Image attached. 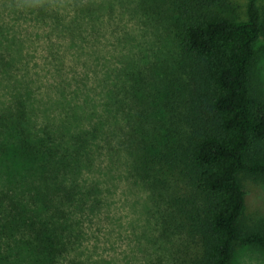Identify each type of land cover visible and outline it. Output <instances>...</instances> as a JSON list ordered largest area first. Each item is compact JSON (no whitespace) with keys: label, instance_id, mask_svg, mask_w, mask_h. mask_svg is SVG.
<instances>
[{"label":"trees","instance_id":"obj_1","mask_svg":"<svg viewBox=\"0 0 264 264\" xmlns=\"http://www.w3.org/2000/svg\"><path fill=\"white\" fill-rule=\"evenodd\" d=\"M61 1L0 5L57 30ZM158 1L169 44L113 73L101 115L86 104L56 127L38 124L28 87L1 109L0 264H86L83 226L102 197L82 175L98 154L124 156L147 190L162 250L154 264H231L237 245L264 251V219L248 222L243 187L245 175L264 182V99L253 82L261 0H247L246 21L219 12L230 0ZM136 4L153 19L148 0ZM81 5L80 16L94 14V3ZM13 60L0 56V78Z\"/></svg>","mask_w":264,"mask_h":264},{"label":"rangeland","instance_id":"obj_2","mask_svg":"<svg viewBox=\"0 0 264 264\" xmlns=\"http://www.w3.org/2000/svg\"><path fill=\"white\" fill-rule=\"evenodd\" d=\"M87 2L94 3L95 8L85 19L77 7ZM136 2L62 0V26L57 30L47 20L20 17L0 5V56L14 59L12 70L0 78V111L16 91L28 87L38 124L56 127L73 112L83 113L86 104L101 115L103 96L117 83L109 79L113 73L145 48L156 50L169 44L164 36L167 21L162 3L148 0L147 6L156 10L155 14L150 10L153 19H148ZM247 5V0H230L219 12L231 20L246 21ZM260 7L264 12V0ZM78 17L83 26L81 36L71 31ZM256 49L254 90L264 99V40ZM88 124L87 116L75 127ZM82 180L100 187L102 205L85 221L86 238L79 259L86 264H154L162 250L150 218V196L143 184L130 176L127 159L119 156L110 160L98 154ZM243 187L248 222L264 219V182L245 175ZM231 264H264V251L237 245Z\"/></svg>","mask_w":264,"mask_h":264}]
</instances>
